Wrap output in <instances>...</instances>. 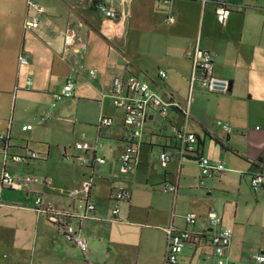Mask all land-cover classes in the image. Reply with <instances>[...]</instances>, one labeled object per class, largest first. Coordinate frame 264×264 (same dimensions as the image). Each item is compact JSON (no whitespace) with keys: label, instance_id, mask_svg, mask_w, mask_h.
<instances>
[{"label":"crops","instance_id":"0c3cea01","mask_svg":"<svg viewBox=\"0 0 264 264\" xmlns=\"http://www.w3.org/2000/svg\"><path fill=\"white\" fill-rule=\"evenodd\" d=\"M28 1L43 9L39 26L32 30L24 27L36 14ZM103 1L116 9L118 18L108 19L80 0H0V134L11 138L12 153L27 148L38 155L36 159L4 164L0 152V175L6 169L16 178L35 177L56 164L62 169L61 181H79L85 186L91 179L84 195L95 211L81 225L88 239L90 264H94L91 258L101 264H163L165 229L171 225L194 234L178 264H215L210 217H220L221 226L232 232L228 258L239 264H255L251 253L264 254V186L253 192L249 181L253 174L264 172V0H227L230 13L223 25L217 21L211 2ZM195 45L211 53L213 74L232 82L229 93L209 94L197 84L190 93L192 63L186 53ZM21 54L28 55L26 63H20ZM159 69L165 71V78L158 76ZM121 74L139 77L180 106L190 101L186 123L177 107L167 115L149 111L136 164L123 182L118 179L117 158L123 145L124 111L113 103L110 93L113 77ZM67 79L74 83L73 95L59 97ZM212 102H216L218 112L224 106V120L214 121L208 114ZM237 104L238 119L233 116ZM249 116L261 124L250 137L243 127V120ZM102 117L110 118L111 125L99 126ZM217 121L227 123L231 132H225ZM25 125L32 128L23 130ZM172 126L198 139L196 152L182 161ZM53 147L58 152L56 157ZM163 152L171 154V159L165 166L160 164L157 182H150L145 173ZM196 155L211 161L221 159V176L213 170L201 184ZM79 157H85L88 165H80ZM95 157L103 158L104 163L96 162ZM229 157L238 159V170L225 166ZM71 162L77 167L75 174L67 173ZM231 174L238 180L236 190H229L224 183L233 181ZM41 177L46 183L47 177ZM120 185L129 196L119 202L124 203L122 208L118 204L114 219L112 194ZM165 185L176 186V194ZM21 188L8 190L18 192ZM138 188L165 197L174 214L157 204L158 208L152 206L155 224L129 222L133 193ZM41 197L57 210L76 209V199ZM7 199L0 200V264L78 263L71 244L35 211V198L30 202L32 207L27 203L28 193ZM186 214L195 215L193 225L184 221ZM124 227L139 229L136 254H121V245L129 244H121L115 230ZM146 230L149 236H156L153 243L147 242Z\"/></svg>","mask_w":264,"mask_h":264},{"label":"built area","instance_id":"2783aa9c","mask_svg":"<svg viewBox=\"0 0 264 264\" xmlns=\"http://www.w3.org/2000/svg\"><path fill=\"white\" fill-rule=\"evenodd\" d=\"M85 2L88 6L102 13L108 19H116L119 17L118 12L108 2L103 0H80ZM165 3L168 0H164ZM203 4L213 3V13L220 24H225L229 13V3L227 0H201ZM28 7L35 10L36 14L25 21V29L32 30L39 26L40 14L43 12L41 5L36 2L28 1ZM172 19V15L169 17ZM186 57L192 63V73L190 76V93L193 91V85L197 84L199 89L209 94L223 95L229 93V80L226 78L218 77L213 74V59L211 53L207 50L201 49L195 45L186 53ZM28 60L27 54L19 56L20 63H26ZM158 76L165 78L166 73L164 70H158ZM26 84H31L30 79ZM74 83L72 80L67 79L63 85L62 94L59 97H71L73 95ZM111 96L113 103L123 109L124 111V135L123 145L117 158L118 166V179L120 182L125 181L128 174L132 171L136 164L137 155L140 148V139L142 137L145 121L151 109L157 110L161 115H167L171 108L177 107L183 115L184 122L186 123L190 117V101L185 106H180L172 98H163L159 93L154 91L150 84L143 81L139 77L132 74L116 75L112 79ZM48 115L43 116L41 121H45ZM112 120L107 117L99 119V126H110ZM225 132L230 133L231 127L224 122L217 121ZM31 125H25L23 130H30ZM174 137L178 141L177 154L180 161L186 156L196 152L198 139L195 134L189 133L185 130L171 127ZM11 138L9 135L0 134V152L3 155L4 164L8 162L20 163L38 157L37 153L24 148L21 152L12 153L10 151ZM80 149L81 146L77 145ZM171 159V154L161 153L158 160L162 166L168 164ZM78 162L80 165L87 166L88 160L85 157H79ZM94 160L98 163H104L101 157H95ZM196 162L200 166L201 179L200 183L203 184V179L212 174V171L222 172L224 170V163L221 159L211 161L202 155H196ZM29 179H26L27 183ZM92 183L91 179L85 182V190L87 191ZM21 184V183H20ZM18 179L4 169L0 175V190L11 189L16 190L21 188ZM250 189L253 192L260 190L264 186V172L260 171L253 174L249 181ZM165 189L176 194L177 187L174 185H165ZM129 196L128 191L124 185H120L118 189L112 194L113 208L111 209L112 218H116L119 213L118 204L120 201L125 200ZM76 199V198H74ZM77 207L75 210L65 212L57 210L52 207L50 203L45 202L41 196H36L34 201L35 211L39 215L46 217L62 237L70 243L73 247L79 250L86 264H90L87 258L88 254V239L82 234V223L90 218L95 207L89 202L87 196L81 194L76 199ZM184 221L187 225H193L195 222V215L186 214ZM75 222V225L73 224ZM210 229V243L213 248V256L215 264H239L230 260L227 256V250L231 242L232 232L221 226L220 217H210L208 220ZM166 233V251L163 264H178L179 257L183 253L184 247L194 239V234L188 230H178L172 225L165 229ZM251 258L255 264H264V254L260 251H253Z\"/></svg>","mask_w":264,"mask_h":264},{"label":"rangeland","instance_id":"374dc122","mask_svg":"<svg viewBox=\"0 0 264 264\" xmlns=\"http://www.w3.org/2000/svg\"><path fill=\"white\" fill-rule=\"evenodd\" d=\"M208 95V94H207ZM211 106L208 105V109L207 112L210 115L211 118H213L214 121L221 119V114H223L224 111V106L221 105V111L218 112L216 111V102H212V104H210ZM244 109V108H243ZM233 116L234 118L238 119V104L236 106V108H234L233 111ZM224 120V119H221ZM258 127H261V124L259 122H256L254 120V118L252 116L247 117V119L243 120V127L245 128V132L247 131L248 136L250 137L251 135H254L256 129ZM238 141V139H237ZM240 141V140H239ZM208 145V142H207ZM36 152V151H35ZM57 149L53 147L52 149V155L53 156H57ZM71 161H73L70 158ZM72 164L70 166H68V170L67 173L68 174H75V169L77 168L76 165H74L73 162H71ZM193 165H196L195 163H192ZM11 165V164H9ZM77 165L78 162H77ZM229 165H233L237 170H238V159H233V158H228L227 161H225V166H229ZM160 162L158 159H154L153 161V166L149 167L148 170L146 171L145 175L149 178L150 182H157V180L160 178ZM60 165H56V164H52L51 166H49V168L47 169L46 167L43 169V173L41 174H36L35 177L31 176V175H24V176H17V178L19 179L20 183H22V188L20 189L21 191L18 192H11L8 189H4L1 190L0 193V200L1 202L9 200L7 198H10V196H19V197H24L26 195V193H28L29 195V199L27 200V203H29V205L33 206V204H31V200L35 198V196H42V195H51V196H55V197H64L65 199H68L69 201L76 198L78 199L81 194L82 196L84 195V193L86 192V190L84 189V186L82 183H80L79 181H74V180H67V181H61L62 179H60V175L62 173V169L60 168ZM234 170V169H231ZM217 176H221L219 175L218 172H216ZM41 176H46L47 177V182L44 183L43 179ZM29 179V182H26V179ZM231 178L233 179V181H224L225 186L227 188H229V190H236L238 188V180L237 177L233 174H231ZM25 183V185H24ZM223 188V187H221ZM220 188V189H221ZM145 191V190H143ZM141 188H138L137 190H135V192L133 193V199H132V217L129 219V222H135L136 224H140L141 226L143 225H153L155 224L153 217L154 214L156 213L154 210H152V206L155 205L157 206V204L159 205V207L161 209H167V211L172 212V215L174 214L172 211V205L167 203V200L165 199V197L163 196H159V195H155V194H147L146 192H143ZM99 195L102 196L103 192L100 191ZM12 198V197H11ZM76 201V200H75ZM77 202V201H76ZM75 202V208L77 207V204ZM124 203V202H122ZM121 203V204H122ZM171 203V201H170ZM119 204V207L122 208V205ZM31 206V207H32ZM158 208V206H157ZM179 209L180 206H179ZM36 217H39L36 216ZM126 221V219H125ZM153 222V223H152ZM54 228V227H53ZM117 237L120 238V241H122L121 244H129L126 246H122L120 247V249L123 251L122 253H129L131 255L136 254L137 250V245L139 242V229L136 227H124V228H120L118 230H115ZM146 235H148L147 237V242H150L152 240L155 241V239L153 240V238H155L156 236L153 235V237L149 236V231L146 230ZM66 241V240H65ZM157 241V240H156ZM146 242V241H145ZM70 245V243H68ZM70 247L72 249H74L75 251L73 252L74 255L73 258L75 259V257L77 258V264H81L79 262L82 261V257H81V253L79 252L78 249H76L75 247H73L72 245H70ZM142 254V252H141ZM1 257V256H0ZM92 262H94V264H101L98 262V260L95 258H91L90 259ZM84 263V262H82ZM85 264V263H84Z\"/></svg>","mask_w":264,"mask_h":264},{"label":"water","instance_id":"95a60500","mask_svg":"<svg viewBox=\"0 0 264 264\" xmlns=\"http://www.w3.org/2000/svg\"><path fill=\"white\" fill-rule=\"evenodd\" d=\"M231 88H232V82L229 81V92L231 91Z\"/></svg>","mask_w":264,"mask_h":264}]
</instances>
